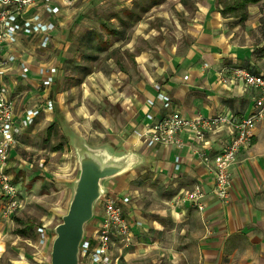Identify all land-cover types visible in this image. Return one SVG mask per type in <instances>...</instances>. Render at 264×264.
I'll return each instance as SVG.
<instances>
[{
	"label": "crops",
	"instance_id": "obj_1",
	"mask_svg": "<svg viewBox=\"0 0 264 264\" xmlns=\"http://www.w3.org/2000/svg\"><path fill=\"white\" fill-rule=\"evenodd\" d=\"M131 2L116 1L114 8L118 11L107 20H102L101 24L112 26L110 29L116 34L111 47L126 49L143 76L131 86L132 89L142 90L145 100V105L135 101L136 108L141 112L137 126L139 136L148 124L145 118L146 98L155 93L154 84L160 81L163 89L175 99L173 108L187 116L230 111L231 115L241 118L250 112L255 91L252 88L246 90L241 82L232 80L230 76L231 68L236 65L250 66L264 73V61L258 62L254 58L250 45L251 28L262 21L264 0L248 5L249 15L245 21L228 14L222 15L218 0H150L146 15L126 21L118 13L126 11ZM151 19L162 23L171 19L173 29L154 27ZM160 29L165 36L161 43H156L151 34L159 33ZM59 36L66 38V33L60 35L56 24L50 43H54ZM28 37L22 35L16 43L4 48V51L10 48L16 54L15 61L7 65L3 77L15 101V117L24 118L38 108L39 114L44 112L50 118L53 116V123L60 118L66 120L69 118L66 113L69 105L66 88H61L58 78L41 87L42 91L39 88L27 92V89L21 88L23 84L37 87V83H33L35 75L29 72L27 77L22 76L20 67L22 62L27 61L20 54L19 46ZM32 37L36 38V46L41 48L40 35ZM150 43L156 48H152ZM127 65L130 66L129 61ZM132 97L134 100L137 98L134 94ZM48 100H52L55 106L52 112L44 110ZM156 105L162 114L161 103ZM25 133L23 131L22 135ZM21 136L12 151L8 169L17 186L25 180V169L32 167L26 159V149L30 146L20 140ZM139 136L124 140L125 152H134L140 160H144L142 152L150 150L151 172L155 171L154 175L161 180L164 189L169 188L173 195L177 190H183V186L201 181L208 194L203 210L187 204H178L173 209L163 204L155 206L151 197L141 199L138 188H129L128 182L138 176V171H135L138 166L134 168L135 172L122 173L116 180H110V186L121 188L115 193L130 197L125 212L130 219L132 234L134 230L133 240L129 243L133 248L121 250V264H264V119L257 125L252 144L239 150L231 166L232 194L228 204H223L210 192L213 172L197 153L220 150L226 137L225 131L211 136L208 147L194 140L187 131L178 134L183 143L180 147H164L161 144L149 147ZM112 142L114 144L106 146L114 152L118 142ZM177 156L180 158L179 168L176 167ZM70 179L67 176L66 181ZM161 197L160 201H164ZM167 198L165 203H168ZM139 200L142 204L137 203ZM101 214L102 207L95 214L93 226L87 229L88 234L94 231ZM30 215L38 216L32 211L27 214L17 211L12 219L0 220V264H30L27 261L28 251L21 243H29L38 226ZM38 217L42 219L43 216L39 214ZM51 218L47 219V226L53 223ZM115 250L113 248L112 252Z\"/></svg>",
	"mask_w": 264,
	"mask_h": 264
},
{
	"label": "rangeland",
	"instance_id": "obj_2",
	"mask_svg": "<svg viewBox=\"0 0 264 264\" xmlns=\"http://www.w3.org/2000/svg\"><path fill=\"white\" fill-rule=\"evenodd\" d=\"M116 1L118 0H71L63 3L60 12L53 20L60 30V35L66 33V38L59 36L47 48H39L36 46V38L30 36L22 40L19 46L20 54L24 56L28 67L24 77H27L30 72L36 78L33 83H37V87L23 84L21 85L22 90L27 89L29 92L40 88L42 91L41 87L45 86L43 69L49 64H54L56 68L54 79L58 78L61 88H66V101L69 104L66 107L69 118L67 117L66 120L60 118L53 123V116L50 118L43 112L38 114L39 116L31 126H28L29 128L25 127L22 130L26 133L20 135V140L30 146V149H26L28 150L26 159L32 167L25 169V180L18 184L21 206L8 212V202L0 192V220L12 219L17 211L24 214L32 211L38 216L39 214L43 216L41 219L36 215L35 217L30 215L38 226H44L46 239L43 241L40 239L37 226L31 239L28 240L29 243L21 242L28 251L27 261L30 264L50 262L51 246L55 236L54 227L61 221L62 215L67 212L73 194V181L79 170L75 138L81 137L93 147L114 144L112 140H115L118 145L114 152L120 154L125 152L123 142L135 135L139 136L137 126L141 120V112L136 108L135 101L138 100L139 103L145 105V100L143 91L138 88L132 89L131 86L143 76L136 69L126 49L111 47L116 34L110 29L112 26L107 23L101 24L102 20H107L111 14L118 11L114 8ZM149 9L150 0H132L129 6H126V11L119 12L118 15L126 21L129 18L140 19ZM260 18L262 21L259 25L251 28L250 40L252 51L255 54L254 58L258 62L264 61V14ZM151 21L154 27L173 29L172 24L174 23L171 19H167L165 23L157 22L155 19ZM115 22L118 23V21ZM164 36L162 29L159 33L151 34L156 43H161ZM150 46L156 48L151 43ZM128 61L130 66L127 65ZM224 78L227 79L226 76ZM219 79L222 81V74ZM160 82L154 84V87L160 86L166 92ZM133 94L137 97L135 100L132 97ZM169 96L174 103L173 96ZM59 144L61 149L54 151L55 146ZM142 153L143 157L145 156L144 160L142 158L134 167L123 173L138 171L137 178L128 182L129 188H138L139 197L141 199L151 197L155 206L163 204V206L168 205L174 209L178 206L174 198L175 194L172 195L169 188L164 189L161 180L154 175L155 171L151 172L152 158L148 157L150 150ZM67 176L71 178L69 182L66 181ZM119 176L103 181L106 192L121 189L117 185L115 187L109 185L110 180H116ZM195 183L183 186V191H188ZM165 196L168 197L166 199L168 203H165ZM160 197L164 201H160ZM137 203L142 204L140 200ZM100 209L101 204L98 201L95 212L99 213ZM51 216L53 223L47 226L46 221ZM95 216L87 224L88 230L93 226ZM115 239L113 248L116 250L112 255L113 264H121L123 257L121 250L131 249L133 245L127 244L120 238L115 237Z\"/></svg>",
	"mask_w": 264,
	"mask_h": 264
},
{
	"label": "built area",
	"instance_id": "obj_3",
	"mask_svg": "<svg viewBox=\"0 0 264 264\" xmlns=\"http://www.w3.org/2000/svg\"><path fill=\"white\" fill-rule=\"evenodd\" d=\"M71 0H0V192L7 200L8 212L21 206L18 197V186L13 182L8 171L12 151L19 142L22 130L31 125L40 109H33L24 118L15 117V101L10 88L3 81L7 65L16 59V54L8 47L16 43L20 36L40 35L39 45L47 48L56 27L53 18L60 12L63 3ZM22 76L28 67L21 63ZM56 68L47 66L43 69V82L49 85L54 80ZM230 78L241 82L243 87L255 91L254 103L250 112L241 118L231 115L230 111L211 115L198 114L187 116L179 109L173 108L170 96L160 86L155 87V93L146 98L145 118L148 124L141 132L144 143L149 146L161 144L182 146L178 134L187 131L197 142L208 147L211 136L226 132L222 148L211 152H197L202 162L213 172L210 192L223 204L231 201L232 173L231 166L242 147L248 148L255 136L258 123L264 119V73L250 66L236 65L231 68ZM161 103L163 113L156 103ZM52 100L46 102L44 110L52 112ZM222 142V139H221ZM180 158L176 157V167L179 168ZM208 194L201 181L196 182L188 191L181 190L174 195L177 204H187L199 210L206 206L204 201ZM99 202L102 214L97 219L94 233L88 234L81 244L80 264H113V247L116 238L127 244L133 240L131 224L125 212V206L130 202L128 195L115 192H105ZM44 226H38L40 239H46Z\"/></svg>",
	"mask_w": 264,
	"mask_h": 264
},
{
	"label": "water",
	"instance_id": "obj_4",
	"mask_svg": "<svg viewBox=\"0 0 264 264\" xmlns=\"http://www.w3.org/2000/svg\"><path fill=\"white\" fill-rule=\"evenodd\" d=\"M79 170L73 181V194L67 212L54 227L55 236L48 264H80L81 244L88 234L87 224L106 192L103 181L120 175L139 161L134 152L115 153L108 146L93 147L83 138H75Z\"/></svg>",
	"mask_w": 264,
	"mask_h": 264
},
{
	"label": "trees",
	"instance_id": "obj_5",
	"mask_svg": "<svg viewBox=\"0 0 264 264\" xmlns=\"http://www.w3.org/2000/svg\"><path fill=\"white\" fill-rule=\"evenodd\" d=\"M259 0H218L221 4L219 7L220 12L222 15H230L237 17L240 21H245L248 18V5L250 3H256ZM58 146H55V149H58Z\"/></svg>",
	"mask_w": 264,
	"mask_h": 264
}]
</instances>
